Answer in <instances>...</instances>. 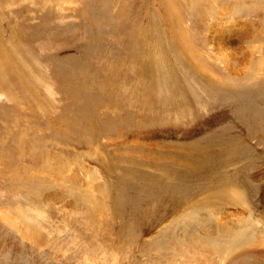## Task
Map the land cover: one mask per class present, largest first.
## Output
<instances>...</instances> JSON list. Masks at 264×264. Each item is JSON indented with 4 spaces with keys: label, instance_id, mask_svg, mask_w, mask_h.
Wrapping results in <instances>:
<instances>
[{
    "label": "rangeland",
    "instance_id": "obj_1",
    "mask_svg": "<svg viewBox=\"0 0 264 264\" xmlns=\"http://www.w3.org/2000/svg\"><path fill=\"white\" fill-rule=\"evenodd\" d=\"M263 197L264 0H0V264H185Z\"/></svg>",
    "mask_w": 264,
    "mask_h": 264
},
{
    "label": "bare ground",
    "instance_id": "obj_2",
    "mask_svg": "<svg viewBox=\"0 0 264 264\" xmlns=\"http://www.w3.org/2000/svg\"><path fill=\"white\" fill-rule=\"evenodd\" d=\"M219 116H217V117H219ZM236 139L238 140L239 149L237 151V149L234 147L233 151H235L236 153L237 152H242V153L247 152L248 153L249 147L247 145L245 146L244 142L239 141V139L237 137H236ZM200 153H202V152H200ZM238 157H239V155L237 153V155H234V157L232 159H235ZM214 158H217V157H214ZM201 159H203V158H201ZM201 161H203V160H201ZM242 183L244 185L246 184L245 179L242 180ZM247 186H249V185L246 184V187ZM178 188H175L173 191L174 192L179 191L180 189L178 190ZM247 188L249 189V187H247ZM229 190H230V188H229ZM233 194L238 195V196H242L243 198H245V193L242 192L241 190H236L235 192H233ZM237 199H242V198L238 197ZM262 199H264V197ZM195 207H196L195 203L189 207V211H188L186 216H189L190 219L193 218V217H191V214H193ZM193 216H194V214H193ZM190 219L187 221H191ZM202 220H203V218L201 219V221ZM235 224H237L238 226H240L239 224H241L243 228H241V226L238 230H235L234 227H232L230 230L226 228L222 232V234L227 236V237H230V236H232V237L230 239H225V240L221 239L219 236H217L215 234H212L207 228H203L204 233H203V235L201 234V236L203 238L200 237L201 240L199 239L200 241L197 242L199 244V246L197 248H195V246H194L195 243L192 246L190 245V250H189L190 253L187 251V249L185 250L183 248V244H185L186 241H187V243L189 240H192V242H195L194 236H191V234L189 232L185 233V235H183V236H180V235L178 236L177 234L174 235L173 237H171L172 238L171 243L173 242L174 244H176V249H175L176 251H179V253L181 252L182 254H186L188 262L191 259V263H189V264H215V263L216 264H264V248H263L264 247V240H263L264 239V229H263L264 220H260V219L254 220L253 230H251V228L248 227L249 224L252 225V222H250L248 224L246 222V220H239L238 219L235 222ZM208 233H210L209 237L207 236ZM250 236H256V238H254L252 240L254 243H249L246 245L240 243L241 241H239V240L244 239L245 237H250ZM171 243H170V245H171ZM240 244L243 246V249L240 247ZM193 246H194V248H193ZM260 247H262V248H260ZM168 252H169V250H168ZM172 253H175V252H172ZM211 253H215L218 256L212 254L209 257H204V258H207V262H206V260L203 258V256H205L204 254L207 255V254H211ZM188 255L191 256V258H189ZM173 258H175V257H173ZM182 258H183V256H182ZM181 262L188 264V262H186V261H181Z\"/></svg>",
    "mask_w": 264,
    "mask_h": 264
}]
</instances>
